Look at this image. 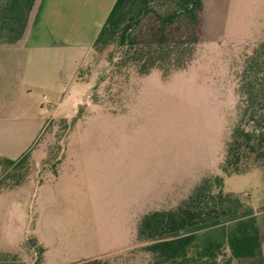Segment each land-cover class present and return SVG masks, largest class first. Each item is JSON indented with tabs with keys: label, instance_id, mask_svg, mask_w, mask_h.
<instances>
[{
	"label": "rangeland",
	"instance_id": "obj_1",
	"mask_svg": "<svg viewBox=\"0 0 264 264\" xmlns=\"http://www.w3.org/2000/svg\"><path fill=\"white\" fill-rule=\"evenodd\" d=\"M161 2V11L170 7ZM203 23L202 44L187 70L168 76L158 70L148 76L134 74L123 91L124 77L136 67L117 61L122 47L113 50L112 56L119 51L109 62L112 47L97 55L96 83L86 85L82 96L92 89L86 98H76L79 81L70 80L58 96L36 95L42 118H52L39 141L47 154L37 150L21 172L41 175L39 179L53 175L55 184L37 192L36 182L24 229L33 239L41 231L53 254L47 264L73 258L86 259L75 264H152L140 241L102 253L129 239L127 231L148 200L163 194L167 204H175L212 175L223 176L226 193L264 212V163L241 174L221 169L226 141L244 110L246 93L241 89L248 57L264 42V0H208ZM119 86L122 99L116 93ZM61 117L75 131L67 141ZM66 148L65 159L56 163ZM11 230L18 237L15 221ZM59 252L62 257H55ZM40 258V250L28 242L19 258H3L1 264H43Z\"/></svg>",
	"mask_w": 264,
	"mask_h": 264
},
{
	"label": "trees",
	"instance_id": "obj_2",
	"mask_svg": "<svg viewBox=\"0 0 264 264\" xmlns=\"http://www.w3.org/2000/svg\"><path fill=\"white\" fill-rule=\"evenodd\" d=\"M35 1L0 0V43H15L23 37ZM161 1L170 7L161 11ZM207 2L117 0L94 42L92 62L81 75L91 74L97 55L112 47L109 62L113 50L122 47L117 61H129L136 67L124 77L123 91L134 74L148 76L158 70L168 76L174 70H187L203 41ZM243 77L245 105L226 141L221 163L225 174L248 173L264 163V42L248 57ZM123 91L120 86L116 91L121 99ZM61 118L64 129L69 130L71 123ZM31 156L28 152L18 160L0 157L4 168L0 189L18 187L29 177L28 171H21ZM263 238L254 209L238 195L224 191L222 175H212L204 177L175 206L145 213L135 242L144 243L152 264H233L234 259L264 264Z\"/></svg>",
	"mask_w": 264,
	"mask_h": 264
},
{
	"label": "crops",
	"instance_id": "obj_3",
	"mask_svg": "<svg viewBox=\"0 0 264 264\" xmlns=\"http://www.w3.org/2000/svg\"><path fill=\"white\" fill-rule=\"evenodd\" d=\"M116 1L36 0L23 37L15 43H0V157L18 160L29 152L35 158L37 150V154H47L38 141L52 118H42L43 110L36 101V95L48 92L58 96L62 92V85L70 80L71 83L79 81L74 93L78 100L84 98L81 94L86 85L95 83V69H91V74L81 75L82 70L92 62L94 42ZM69 91L70 86L65 87L62 95ZM43 95L47 97V94ZM104 113L109 115V112ZM74 132L70 126L66 141L72 139ZM66 154L67 148L58 163L65 159ZM3 173L4 168L0 164V177ZM40 176L30 175L18 187L0 189V264L3 258H19L30 238L34 248L40 250L43 264H47L53 256L39 229L34 239L28 238L24 229L29 221L25 210L29 200L35 198L33 191L36 182L39 184L37 192L43 185L52 188L55 184L53 175H46L45 179H39ZM165 197L163 194L157 195L140 206V212L127 231L129 239L117 242V246L102 254L134 243L139 221L145 213L173 207L184 196H179L175 204H167ZM254 212L264 236V212ZM14 221L20 231L18 237L11 230ZM55 254V257H62L61 252ZM84 260L73 258L58 264H75Z\"/></svg>",
	"mask_w": 264,
	"mask_h": 264
},
{
	"label": "water",
	"instance_id": "obj_4",
	"mask_svg": "<svg viewBox=\"0 0 264 264\" xmlns=\"http://www.w3.org/2000/svg\"><path fill=\"white\" fill-rule=\"evenodd\" d=\"M127 42H128V40L126 41V44H127ZM118 51H119V50H117V51H115V52L113 53L112 60L115 59V56H116V54L118 53ZM109 67H110V65H108V67L105 68V70L103 71V74L108 70ZM91 90H92V89H89V91L85 94L84 98H86V96L88 95V93H89ZM84 98H83V99H84Z\"/></svg>",
	"mask_w": 264,
	"mask_h": 264
}]
</instances>
